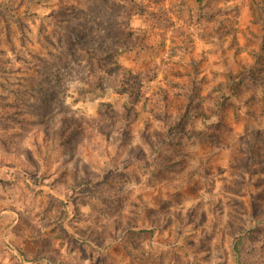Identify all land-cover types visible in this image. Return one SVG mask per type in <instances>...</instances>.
Returning <instances> with one entry per match:
<instances>
[{
	"label": "rangeland",
	"instance_id": "1",
	"mask_svg": "<svg viewBox=\"0 0 264 264\" xmlns=\"http://www.w3.org/2000/svg\"><path fill=\"white\" fill-rule=\"evenodd\" d=\"M0 264H264V0H0Z\"/></svg>",
	"mask_w": 264,
	"mask_h": 264
}]
</instances>
